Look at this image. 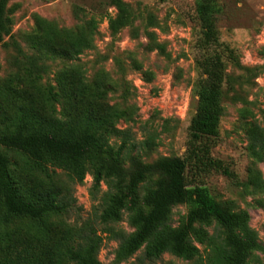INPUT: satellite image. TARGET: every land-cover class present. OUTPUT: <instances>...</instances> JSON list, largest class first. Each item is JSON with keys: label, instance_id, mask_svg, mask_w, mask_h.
<instances>
[{"label": "trees", "instance_id": "obj_1", "mask_svg": "<svg viewBox=\"0 0 264 264\" xmlns=\"http://www.w3.org/2000/svg\"><path fill=\"white\" fill-rule=\"evenodd\" d=\"M8 1L0 0V43L5 45ZM111 5L118 10L120 26L128 25L130 5L124 0H111ZM220 12L218 0H196L198 102L186 155L153 162L143 161L139 151L132 154L135 149H152L156 139L150 134L140 146L130 128L120 126L131 122L136 112L111 102L115 88L110 74L99 69L89 78L76 61L92 46L97 20L69 29L35 16L26 39L38 59L70 62L56 72L55 90L40 79L45 66L36 58H28L30 65L20 73L0 79V264H104L98 257L102 234L119 240L117 262L142 250L134 264L165 253L186 264H264L256 253L263 246L248 210H234L203 185L188 182L190 165L231 175L204 141L219 135L227 63L240 65L237 51L221 40ZM246 138L253 157L247 184L261 188L264 181L257 164L264 161V122L251 120ZM59 170L74 183L82 182L87 173L93 175V212L75 227H58L71 201H76L58 183ZM153 175L155 187L146 190L145 182ZM182 203L188 204V211L175 224L172 209ZM258 203L264 207L263 199ZM125 214L134 228L130 233L116 228ZM98 223L104 225L102 232Z\"/></svg>", "mask_w": 264, "mask_h": 264}, {"label": "rangeland", "instance_id": "obj_2", "mask_svg": "<svg viewBox=\"0 0 264 264\" xmlns=\"http://www.w3.org/2000/svg\"><path fill=\"white\" fill-rule=\"evenodd\" d=\"M124 1L130 5L131 21L120 26L118 10L111 5V0H9L5 14L9 33L3 41L7 44L0 43V79L20 73L23 67L30 65L28 58H36L39 66H45L40 79L55 90V74L70 60L38 59V52L26 39L34 28L35 16L40 15L69 29H77L95 18L98 27L93 44L76 61L84 66L89 78L99 69L110 74L115 88L110 95L111 102L136 112L131 122L122 121L120 126L130 128L138 145L142 146L150 134L155 136L156 145L152 149H135L132 154L139 151L145 162L163 156H185L189 126L198 102L196 0ZM218 1L221 40L237 51L240 65L227 63L219 135L204 141L211 145L213 158L221 160L231 175L200 164L198 167L190 165L188 182L203 185L216 200L234 210H248L250 225L257 230L263 246L256 253L264 260V207L258 203L259 199L264 200V187L247 184L253 157L246 138L251 120L264 122V0ZM125 166L130 167L129 161ZM257 168L264 181V161L258 163ZM58 172V183L69 191L70 199H76L64 213L65 222H60L58 227H75L93 212L94 203L90 197L93 175L87 173L82 182L74 183L67 172ZM156 178L157 175H153L147 179L146 190L155 187ZM101 188L106 190L104 184ZM187 211L188 204L175 205L172 209L174 223L177 224ZM98 228L102 232L104 225L98 223ZM116 228L128 233L134 230L127 214ZM63 234L59 233L55 240ZM102 236L98 257L104 264L138 262L142 250L128 260L117 262L119 240L109 234ZM186 262L165 253L160 259L141 264Z\"/></svg>", "mask_w": 264, "mask_h": 264}]
</instances>
